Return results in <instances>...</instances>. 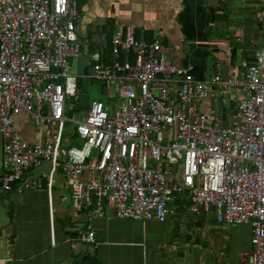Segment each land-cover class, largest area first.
Masks as SVG:
<instances>
[{
	"label": "built area",
	"instance_id": "1",
	"mask_svg": "<svg viewBox=\"0 0 264 264\" xmlns=\"http://www.w3.org/2000/svg\"><path fill=\"white\" fill-rule=\"evenodd\" d=\"M80 17L79 0H0L2 190L45 191L53 214L61 175L77 212L104 218L111 209L148 222H165L173 197L188 195L193 214L213 210L219 224L250 225L253 251L237 264H264V11L254 62L236 78L210 82L173 63L160 33L137 38L133 25L117 28L113 61L90 51L85 78L118 97L90 101L76 117L85 93L74 71L84 54ZM211 86L244 95L238 119L212 124L199 110ZM23 113L42 139L24 138L16 125ZM82 239L95 241L96 231Z\"/></svg>",
	"mask_w": 264,
	"mask_h": 264
},
{
	"label": "crops",
	"instance_id": "2",
	"mask_svg": "<svg viewBox=\"0 0 264 264\" xmlns=\"http://www.w3.org/2000/svg\"><path fill=\"white\" fill-rule=\"evenodd\" d=\"M79 4L77 28L84 54L92 48L104 55L111 40L107 29L133 25L146 39L160 33L171 61L194 66L196 79L203 82L218 74L240 76L243 64L254 62L262 46L264 0H79ZM243 97L236 90L222 92L211 86L199 110L212 124L218 119L228 124L240 117ZM16 125L30 143L43 138L26 113ZM2 160L0 137V264H237L253 251L250 225L219 224L213 210L193 214L188 195L173 197L169 207L174 214L165 222L122 219L111 209L100 218L92 211L77 212L62 188L63 177L57 175L51 214L45 191L2 190ZM42 173L47 176V169ZM90 229L96 231L91 242L82 239Z\"/></svg>",
	"mask_w": 264,
	"mask_h": 264
},
{
	"label": "rangeland",
	"instance_id": "3",
	"mask_svg": "<svg viewBox=\"0 0 264 264\" xmlns=\"http://www.w3.org/2000/svg\"><path fill=\"white\" fill-rule=\"evenodd\" d=\"M75 73L78 72L79 73V64L75 65L74 68ZM80 77L81 82L83 83V86L85 88V90H87L88 94L91 97V101H96V100H103L104 102H109L110 97L111 98H115V96L118 97L117 93H109V91L107 90L106 84L103 82H99V81H94L92 79L89 78H82ZM76 114L73 116H78V117H82L84 115H86V111L83 112H75ZM76 116V117H77Z\"/></svg>",
	"mask_w": 264,
	"mask_h": 264
},
{
	"label": "water",
	"instance_id": "4",
	"mask_svg": "<svg viewBox=\"0 0 264 264\" xmlns=\"http://www.w3.org/2000/svg\"><path fill=\"white\" fill-rule=\"evenodd\" d=\"M89 66V59L87 54H83L79 61V74L82 78L86 76V69ZM91 97L85 92L79 98V102H77L74 106V110L77 112L87 111L89 109Z\"/></svg>",
	"mask_w": 264,
	"mask_h": 264
},
{
	"label": "trees",
	"instance_id": "5",
	"mask_svg": "<svg viewBox=\"0 0 264 264\" xmlns=\"http://www.w3.org/2000/svg\"><path fill=\"white\" fill-rule=\"evenodd\" d=\"M108 31H107V33H108V35L111 37V40H109V43L108 44H106V48H105V50H104V56L106 55V57H107V59H108V61H107V59H106V61L108 62V63H111L112 61H113V57H114V54H113V44H112V40H113V35H114V32L116 31V28H115V30L111 27L110 29H107ZM111 32V33H110ZM139 34H136V36H137V38H139L140 36H138ZM92 46V45H91ZM111 47V54H107L108 52H109V48ZM91 51H93L92 50V48H91ZM122 59H123V56H122ZM82 79V78H81ZM80 84H81V86L84 88V86H83V83L81 82V80H80ZM84 91L85 92H88L87 90H85V88H84ZM110 101V100H109ZM108 103H110V102H108ZM74 112V111H73ZM75 113V112H74Z\"/></svg>",
	"mask_w": 264,
	"mask_h": 264
}]
</instances>
